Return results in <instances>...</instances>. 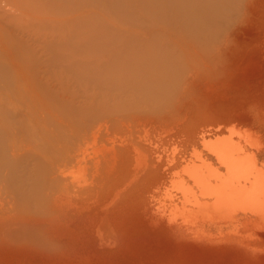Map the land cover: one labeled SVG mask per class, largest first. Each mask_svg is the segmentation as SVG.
Wrapping results in <instances>:
<instances>
[{
  "label": "rangeland",
  "instance_id": "rangeland-1",
  "mask_svg": "<svg viewBox=\"0 0 264 264\" xmlns=\"http://www.w3.org/2000/svg\"><path fill=\"white\" fill-rule=\"evenodd\" d=\"M0 264H264V0H0Z\"/></svg>",
  "mask_w": 264,
  "mask_h": 264
},
{
  "label": "bare ground",
  "instance_id": "bare-ground-1",
  "mask_svg": "<svg viewBox=\"0 0 264 264\" xmlns=\"http://www.w3.org/2000/svg\"><path fill=\"white\" fill-rule=\"evenodd\" d=\"M184 3L188 5V4H189V1H184ZM78 48H79V47H78ZM145 54H146V53H145ZM118 58L121 59V58H125V57H124L123 55H121V56H119ZM137 60H138V59H137ZM74 63H76V62H74ZM74 63H71V65L69 66V68H71V66L74 67V66H73ZM83 63H84V62H83ZM81 66H82V65H81ZM85 66H86V65H85ZM96 68H97V67H96ZM86 69H87V68H86ZM93 69H94V68H93ZM93 69H91V70H93ZM81 70H82V69H81ZM94 70H95V69H94ZM77 71H78V70H77ZM83 71L85 72L86 70L83 69ZM81 72H82V71H81ZM97 72H98V71H97ZM100 72H101V71H100ZM85 73H87V72H85ZM93 73H94V72H93ZM93 73H92V74H93ZM76 74L79 75V73H77V72H76ZM90 74H91V73H90ZM99 74H100V73H99ZM78 75H77V76H78ZM95 75H96V74H95ZM87 76H88V75H87ZM89 77H90V76H89ZM97 77H99V76H97ZM107 77H108V76H107ZM95 78H96V77H95ZM105 78H106V77H105ZM83 80H84V79H83ZM155 87H159V88H161V89H164V85H163L162 83H160L159 85H156ZM148 89L153 90L154 87H153V88H152V87H149ZM148 89H147V91H148ZM156 89H157V88H156ZM153 92H154V91H152L151 93H148V94H151L152 97H153V96H154V93H153ZM144 96H145V95H144ZM149 99H150V98H149ZM218 151H219V150H218ZM216 153L218 154L217 156H219L218 158L220 159V161H221L222 159L225 161V162H224V161L222 160V162L224 163V164L221 163L222 165L228 166L227 168H228L229 170H231V171L235 169V167H234V169H233V166L235 165V160H234V159H233L234 162H232V163L229 162V163H230V164H229V163L226 162V160H225V159H227V160L229 159V158H226V157L224 156L226 153H225L223 156L220 155V153H218V152H216ZM216 153H215V154H216ZM221 157H223V158H221ZM216 159H217V158H216ZM219 159H217V160H219ZM231 160H232V159H229V161H231ZM233 160H232V161H233ZM240 162H241V161H240ZM240 162H239V163H240ZM227 163H228L229 165H231V164H232V165L229 166ZM239 163H238V165H239ZM236 164H237V163H236ZM238 165L236 166V170H237V167H238V168L240 167V166H238ZM240 165H241V164H240ZM242 166H243V165H242ZM242 166H241V167H242ZM231 167H232V169H231ZM227 168H226V169H227ZM242 168H243V167H242ZM236 170H234V172H233L234 174H235ZM238 170H239V169H238ZM243 171H244V170H243ZM245 171H246V170H245ZM228 172L230 173V171H228ZM237 174H238V173H237ZM239 175H240V174H239ZM239 175H238V176H239ZM244 176H245V174H244ZM235 177H236V176H235ZM231 179H232V178H231ZM235 179H236V181H238L237 178H235ZM233 180H234V179H233ZM219 181H220V180H219ZM224 182H225V181H224ZM223 186H224V185H221V188H220V186H219L218 189H217V186H216V188H215V189H216V190H215L216 195L219 196L220 193H224L226 190H228V189H227V188H228V185H227V188H226V187H223ZM225 186H226V185H225ZM196 187H197V186H196ZM232 187H233V186H232ZM229 188H230V187H229ZM213 191H214V190H213ZM248 191H249V190H248ZM213 195H214V194H213ZM168 197H169V196H168ZM209 197H210V196H209ZM224 201H225V200H224ZM218 203H219V202H218ZM218 203H217V204H218ZM226 203H227V202H226ZM206 205H207V204H206ZM213 209H214V208H213ZM214 212H215V211H214ZM230 220H231V219H230ZM231 222H232V221H231ZM235 231H236V230H235Z\"/></svg>",
  "mask_w": 264,
  "mask_h": 264
}]
</instances>
